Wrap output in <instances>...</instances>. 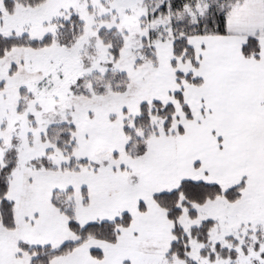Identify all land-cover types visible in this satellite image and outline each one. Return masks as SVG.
I'll use <instances>...</instances> for the list:
<instances>
[{
  "label": "snow or ice",
  "instance_id": "obj_1",
  "mask_svg": "<svg viewBox=\"0 0 264 264\" xmlns=\"http://www.w3.org/2000/svg\"><path fill=\"white\" fill-rule=\"evenodd\" d=\"M0 264H264V0H0Z\"/></svg>",
  "mask_w": 264,
  "mask_h": 264
}]
</instances>
